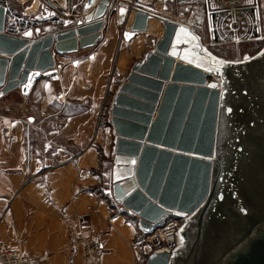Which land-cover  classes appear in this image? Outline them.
I'll list each match as a JSON object with an SVG mask.
<instances>
[{
    "label": "water",
    "instance_id": "1",
    "mask_svg": "<svg viewBox=\"0 0 264 264\" xmlns=\"http://www.w3.org/2000/svg\"><path fill=\"white\" fill-rule=\"evenodd\" d=\"M112 6L120 21L134 11L125 40L151 18L163 23L113 91V199L144 232L189 214L172 253L152 251L145 264H264V44L223 59L189 27L118 0H85L82 19L28 39L6 32L0 3V93L26 96L40 77L56 78L53 51L94 45Z\"/></svg>",
    "mask_w": 264,
    "mask_h": 264
},
{
    "label": "crops",
    "instance_id": "2",
    "mask_svg": "<svg viewBox=\"0 0 264 264\" xmlns=\"http://www.w3.org/2000/svg\"><path fill=\"white\" fill-rule=\"evenodd\" d=\"M18 1L27 19H57L65 26L87 13L85 0ZM112 9L94 45L66 55L53 51L55 64H61L56 78L40 77L26 96L19 89L0 93V240L40 257L34 264H88L79 233L100 241L98 264H144L139 225L104 193L100 167L112 132L103 109L116 84L144 56L150 36L161 37L163 29L151 18L147 31L125 40L134 11L128 9L120 21ZM18 26L15 35L38 37L35 27Z\"/></svg>",
    "mask_w": 264,
    "mask_h": 264
},
{
    "label": "rangeland",
    "instance_id": "3",
    "mask_svg": "<svg viewBox=\"0 0 264 264\" xmlns=\"http://www.w3.org/2000/svg\"><path fill=\"white\" fill-rule=\"evenodd\" d=\"M28 3L30 0H26ZM149 4L154 6V9L157 10L158 15L166 17L168 19L174 21H181L182 19L190 20L193 18L190 12L183 11V7L189 5H195L194 9L198 16H203L206 14L205 8V0H175L170 3H166V8H163V5L160 4L158 0H149ZM1 4L9 7L6 12L5 18V30L9 34H15L16 27L25 28L28 26L35 27L34 35H43L49 31H54L57 29H61L65 27V22L57 19L52 20H41L40 18H29L27 19V15H23L21 9H19V5L16 3H20L18 0H0ZM85 3V2H84ZM261 8L264 10V0H260ZM152 6V7H153ZM86 11V10H84ZM211 12L210 17L208 19V23L206 22L203 25V28L199 31V37L204 44L211 52L217 55L220 58L227 60H239L244 59L248 56L255 54L264 44V30H262V34L256 33L253 22V14L252 12H248L249 10H243L245 12V16L242 17L241 14L231 15L228 10H222L218 7L216 3H213L212 7L209 8ZM248 12V13H247ZM37 17V16H31ZM206 19V17H205ZM210 20V21H209ZM15 21V22H14ZM160 23L161 29H163V23L160 20H157ZM17 24V26L15 25ZM161 33V32H160ZM159 35V34H158ZM150 36L151 42L148 44V49H152L154 43L160 38L154 36L152 39ZM180 38L185 39L188 38L187 35H180ZM257 38V39H256ZM260 38V39H258ZM238 39H248L246 41H242L234 43L235 40ZM187 40V39H186ZM122 80V79H121ZM115 91V89H114ZM112 92L105 101L104 109H103V117L105 121L108 123V117L110 112V106L113 98ZM11 101H17L18 97L14 99H10ZM16 107V106H14ZM13 107V108H14ZM109 125V124H108ZM110 126V125H109ZM111 128L112 132V141L110 142V150L107 156L103 155V160L100 167V173L103 177V180L106 181L105 187H108L111 192V167H112V159H113V141H114V131ZM106 175V176H105ZM111 200L119 204L125 212H128L120 203L114 201L113 196ZM129 213V212H128ZM134 220L138 225V217L136 215L131 214ZM146 235L143 234L142 230L139 228L138 232V244L142 249V260L145 261L147 259L148 254L152 252V249L145 244Z\"/></svg>",
    "mask_w": 264,
    "mask_h": 264
},
{
    "label": "built area",
    "instance_id": "4",
    "mask_svg": "<svg viewBox=\"0 0 264 264\" xmlns=\"http://www.w3.org/2000/svg\"><path fill=\"white\" fill-rule=\"evenodd\" d=\"M161 5H166V3L173 2L175 0H158ZM124 2L130 4L131 6H135L138 8L144 7L149 12L157 13V10L152 6L143 5L136 0H124ZM213 3H216L219 8L222 10H228L231 15L237 16V14H241L244 17L245 12L243 10H249L248 12H252L253 14V22L252 25L255 28L256 33L262 34V30H264V10L261 8L260 0H205V8L206 14L203 16H198L196 10L194 9L195 5L183 7V11L190 12L193 16L190 20L182 19L181 21H175L179 24L185 25L189 27L191 30L199 34V31L203 28V25L207 22L210 17L211 12L209 8L212 7ZM166 8V6H164ZM247 12V13H248ZM200 17L201 21L196 22L195 18ZM206 17V19H205ZM210 21V20H209ZM200 35V34H199ZM201 37V36H200ZM202 39V37H201ZM257 39V38H256ZM260 39V38H258ZM248 40V39H246ZM244 39L235 40L234 43L238 44L239 42L246 41ZM237 41V42H236ZM61 64H55V75ZM53 75H49L52 78ZM6 135V141L10 140V134L8 130L4 131ZM104 193L106 194V198H112V192L108 187L104 188ZM3 212L0 210V219L2 217ZM189 214L183 212L181 215L169 214L165 215L164 222L156 227L152 232H143L146 235L145 244L148 245L152 251L159 253V249L167 248V253L172 251L177 247L179 243V229L186 217ZM76 220L81 228V219L80 217H76ZM149 233V234H148ZM77 242L81 245L83 255L85 259L88 261V264H98L99 255L101 253V243L100 241L88 234L79 233ZM40 260V257L33 256L27 253H22L17 251L13 246H11L8 242L4 240H0V264H34Z\"/></svg>",
    "mask_w": 264,
    "mask_h": 264
},
{
    "label": "bare ground",
    "instance_id": "5",
    "mask_svg": "<svg viewBox=\"0 0 264 264\" xmlns=\"http://www.w3.org/2000/svg\"><path fill=\"white\" fill-rule=\"evenodd\" d=\"M195 20H196V22H199V21H201V18H200V17H196ZM173 21H174V20H173ZM147 27H148V26H147ZM201 42H202V41H201ZM236 42H237V41H236ZM238 43H239V41H238ZM206 48H207V47H206ZM207 49H208V48H207ZM150 232H152V231H150ZM150 232H149V233H150ZM149 233H148V234H149ZM166 251H168L167 248L159 249V250H158V252H166ZM168 254H170V252H168Z\"/></svg>",
    "mask_w": 264,
    "mask_h": 264
},
{
    "label": "snow or ice",
    "instance_id": "6",
    "mask_svg": "<svg viewBox=\"0 0 264 264\" xmlns=\"http://www.w3.org/2000/svg\"><path fill=\"white\" fill-rule=\"evenodd\" d=\"M26 35H28V34L26 33Z\"/></svg>",
    "mask_w": 264,
    "mask_h": 264
},
{
    "label": "trees",
    "instance_id": "7",
    "mask_svg": "<svg viewBox=\"0 0 264 264\" xmlns=\"http://www.w3.org/2000/svg\"><path fill=\"white\" fill-rule=\"evenodd\" d=\"M149 255V254H148Z\"/></svg>",
    "mask_w": 264,
    "mask_h": 264
}]
</instances>
